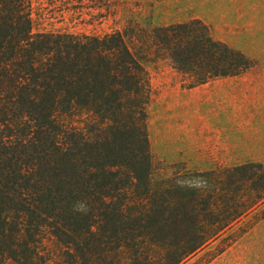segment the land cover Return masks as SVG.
<instances>
[{"label":"trees","instance_id":"1","mask_svg":"<svg viewBox=\"0 0 264 264\" xmlns=\"http://www.w3.org/2000/svg\"><path fill=\"white\" fill-rule=\"evenodd\" d=\"M144 39L141 52L120 31L35 33L32 0H0V264H39L43 231L76 264H99L93 250L102 264H181L264 198V188L248 203L221 190L219 204L211 185L182 190L178 178L153 177L147 57H167L189 88L239 76L250 61L197 19ZM248 168L247 181L264 177L260 164L233 170ZM180 202L183 238L152 242L159 229L145 232L147 223Z\"/></svg>","mask_w":264,"mask_h":264},{"label":"rangeland","instance_id":"2","mask_svg":"<svg viewBox=\"0 0 264 264\" xmlns=\"http://www.w3.org/2000/svg\"><path fill=\"white\" fill-rule=\"evenodd\" d=\"M32 17L35 33L120 31L135 49L145 48L144 38L154 28L200 20L213 39L242 52L250 67L239 76L214 78L189 88L188 77L167 57L154 53L147 57L146 133L153 177L183 179L211 173L207 179L219 204L221 190L228 200L240 196L247 203L255 189L263 190L264 177L247 181L252 174L249 168L233 169L260 164L264 170V139L256 147L247 146L239 135L242 110L253 111L258 106L254 97L247 102V88L256 85L264 69V0H32ZM183 203L165 208L167 216L147 223L145 232L159 229L152 242L183 238L180 226L184 230L188 219L174 220L173 216L183 214ZM122 227L108 224L106 235ZM40 238L39 264H76L72 256L65 255L62 242L46 231ZM92 252L102 264L98 251ZM79 260L83 264V258ZM145 263L139 260L137 264ZM181 264H264V198Z\"/></svg>","mask_w":264,"mask_h":264},{"label":"crops","instance_id":"3","mask_svg":"<svg viewBox=\"0 0 264 264\" xmlns=\"http://www.w3.org/2000/svg\"><path fill=\"white\" fill-rule=\"evenodd\" d=\"M261 73L262 78L258 79L256 85L247 88L250 93L247 102L251 103L254 97L258 106L253 111L242 110L239 118L240 139L247 146L256 147L264 139V69ZM260 104H262L261 107H259Z\"/></svg>","mask_w":264,"mask_h":264},{"label":"clouds","instance_id":"4","mask_svg":"<svg viewBox=\"0 0 264 264\" xmlns=\"http://www.w3.org/2000/svg\"><path fill=\"white\" fill-rule=\"evenodd\" d=\"M176 185L183 189H187V190H207L210 188V184L209 181L207 179V177L205 176H191V177H186L183 179H177L176 181ZM80 209L84 210V205H80Z\"/></svg>","mask_w":264,"mask_h":264}]
</instances>
